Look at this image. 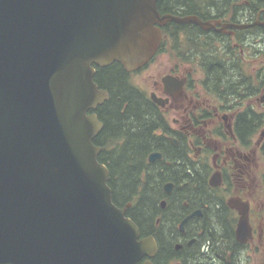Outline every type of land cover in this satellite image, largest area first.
<instances>
[{
  "label": "water",
  "instance_id": "1",
  "mask_svg": "<svg viewBox=\"0 0 264 264\" xmlns=\"http://www.w3.org/2000/svg\"><path fill=\"white\" fill-rule=\"evenodd\" d=\"M157 1L0 0V264H152L154 238L113 204L97 159L94 111L109 96L93 78L113 63L145 67L167 23L212 27ZM236 209L245 242L248 210Z\"/></svg>",
  "mask_w": 264,
  "mask_h": 264
},
{
  "label": "flooded vegetation",
  "instance_id": "2",
  "mask_svg": "<svg viewBox=\"0 0 264 264\" xmlns=\"http://www.w3.org/2000/svg\"><path fill=\"white\" fill-rule=\"evenodd\" d=\"M193 2L196 7L192 12L179 17H197L212 27L178 24L193 27L194 37L189 42L188 33L180 30L175 44L164 32L173 22L161 27L160 46L162 42L164 45L153 60L164 54L168 71L158 73L149 91L143 90L161 118L157 135L163 139L160 148L145 160L150 182L160 179L158 172L170 165L169 159L176 156L170 154L172 149L186 169L178 168L173 171L175 178L167 176L156 182L159 210H188L174 222L175 233L169 232V227L161 231L164 239L172 237L170 251L179 253H169L165 264H200L203 255L205 264H251L257 257L264 264V212L253 214V210H264V26L252 25L264 23V0ZM247 25L251 26L239 27ZM164 77L172 78L179 87L165 86ZM152 94L163 106L152 101ZM152 154L158 156L149 160ZM141 177L143 183L145 169ZM189 182L198 185L194 186L190 206L185 189ZM126 205L127 213L133 208L132 202L119 208ZM236 206L248 210L251 237L245 242L235 238L239 218ZM211 210H223V225L212 221ZM202 228L208 230L205 237ZM224 228L230 232L223 236ZM189 257L201 260L190 263ZM154 258L152 264H156Z\"/></svg>",
  "mask_w": 264,
  "mask_h": 264
},
{
  "label": "trees",
  "instance_id": "3",
  "mask_svg": "<svg viewBox=\"0 0 264 264\" xmlns=\"http://www.w3.org/2000/svg\"><path fill=\"white\" fill-rule=\"evenodd\" d=\"M193 1L158 0L157 9L160 14L168 13L182 16L190 14L191 10L196 7ZM165 29L164 32L172 44H175L176 33L180 30H185L188 33L187 39L189 42L193 41L191 40L194 37L191 33L194 30L193 27L185 28L171 23ZM163 45L164 43L162 42L158 52L162 51ZM136 74L127 73L118 63H113L104 68L95 67L94 82L99 89L107 91L109 97L94 111L99 121L103 124V128L93 140V144L101 148L97 159L109 171L108 186L111 189L113 204L120 207L124 203L132 202L133 208L127 210L126 215L137 225L140 237L151 235L155 238L158 250L153 261L156 264H165L167 257L177 256L179 253L170 251L172 237L167 236L164 239L161 231L163 228L169 227L168 231L173 234L174 222L179 220V216L183 217V214L188 210H159L156 202L159 195V185L157 183L159 182L158 180L167 176L175 178L173 176L175 172L173 171L178 168H182L185 171L186 169L181 166L183 161L175 158L177 156L176 149H172L170 154L176 156L169 159L170 165L168 167H164L162 172H158L160 179H154L150 182V170L148 171L149 173L146 172L145 160L148 154L157 151L162 144L163 139L157 135V131L161 127V118L146 93L133 81V76ZM177 162L181 163L177 164ZM142 169H145L146 174L143 183L141 181ZM194 186L197 187L198 185L189 182L185 188L188 192L186 199L188 206H190L189 202L192 200L191 194L195 190ZM196 190H199V188ZM195 201L198 202L196 198ZM211 211L214 214L209 213L208 219L209 216L211 217L210 214H212V221L214 219L215 222L223 225L225 217L223 210ZM157 216H160V221L158 228H155L153 224ZM212 229L209 227V232ZM208 230L202 228L201 235L205 237ZM229 232L225 228L221 230L223 236ZM169 253L170 255L168 256ZM199 260L201 259L196 257L188 258L190 263H195ZM204 261H207V259H204L203 255L200 264H205ZM182 263H185V261H182Z\"/></svg>",
  "mask_w": 264,
  "mask_h": 264
},
{
  "label": "rangeland",
  "instance_id": "4",
  "mask_svg": "<svg viewBox=\"0 0 264 264\" xmlns=\"http://www.w3.org/2000/svg\"><path fill=\"white\" fill-rule=\"evenodd\" d=\"M171 61H173L172 58ZM166 62L164 54L156 56L145 70H142L133 76V81L142 90H145L146 92L149 91V88H151L153 84L152 82L155 80L158 73L162 75L168 71V67L165 65ZM254 212H257L258 215H260L264 210H253V214ZM262 261L261 257H257L251 261V264H260Z\"/></svg>",
  "mask_w": 264,
  "mask_h": 264
}]
</instances>
